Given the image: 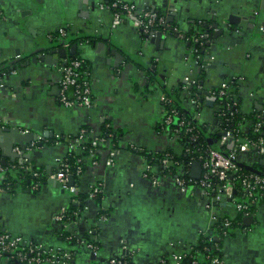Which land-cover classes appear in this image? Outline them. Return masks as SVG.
I'll return each mask as SVG.
<instances>
[{"label": "crops", "instance_id": "obj_1", "mask_svg": "<svg viewBox=\"0 0 264 264\" xmlns=\"http://www.w3.org/2000/svg\"><path fill=\"white\" fill-rule=\"evenodd\" d=\"M113 2L168 13L171 24L187 36L199 27L217 26L221 33L203 53L213 67L204 74L205 94L197 108L198 123L207 131L215 133L217 127L216 108L206 94L223 82L238 80L244 115L264 113V0H0L6 15L0 19V67H9L0 75L2 163L15 161L13 148L28 146L29 136H40L43 142L33 154L34 167L53 172L72 151L80 155L70 143L81 132L92 139L109 126L116 133L115 149L96 151L97 164L88 163L74 183L76 194L50 181L35 193H0V225L27 243L70 253L71 264H110L123 248L130 252L131 264H177L172 257L187 255L219 218L235 220L238 214L224 195L208 199L200 190L181 192L172 177L162 178L158 167L149 164V157L168 150L181 154L176 137L161 128L166 108L160 96L173 93L200 69L186 41L167 36L151 44L140 36L134 21L115 25L114 13L106 8ZM231 16L235 19L230 22ZM60 29L68 34L67 57L79 58L89 68L92 109L58 103L64 57L48 52L60 39L47 36ZM178 96L182 108L194 114V106L182 93ZM256 157L241 154L238 159L252 169ZM147 171L158 176L157 185L144 177ZM96 187L102 189L97 203L90 198ZM77 195L87 197V211L64 229L53 218L59 210L77 206ZM104 212L106 220L100 221ZM250 217L241 220L242 230L223 242L225 264H264V203ZM90 232L99 245L94 257L84 240Z\"/></svg>", "mask_w": 264, "mask_h": 264}, {"label": "built area", "instance_id": "obj_2", "mask_svg": "<svg viewBox=\"0 0 264 264\" xmlns=\"http://www.w3.org/2000/svg\"><path fill=\"white\" fill-rule=\"evenodd\" d=\"M106 8L114 13V24L119 25L125 21H134L137 30L142 38H153L158 33L163 37L175 36L189 44L190 56L195 60L199 69L207 72L212 66L210 60H206L203 55V48L206 47L211 35L210 29H200L192 35H185L176 26L167 21L168 13L152 12L148 9L138 10L134 5L113 2L108 4ZM0 19L5 20L6 15L0 10ZM60 40H66L68 37L67 31L60 29L57 34ZM51 41L55 39L53 34L47 36ZM69 47L66 43L63 48ZM60 81L58 91V103L64 108H79L92 109L95 106L93 96L90 72L87 64L79 58L63 59L59 64ZM1 72L0 75H4ZM238 80L234 79L228 82H223L218 88L209 91L206 94V100L214 103L216 112L223 107L222 102H226L230 97L235 96L234 92L238 94L235 84ZM195 85L193 76L185 78L182 82L181 93L185 96L186 101L197 109L201 105V100L198 96L191 94V88ZM201 89V88H199ZM160 102L166 108V116L161 124V128L171 133L176 137L183 132L188 136V142L194 144L198 141V134L190 121L179 113L174 107L173 100L165 94L160 96ZM231 106L226 107L230 117L225 118L229 122L232 116L230 112ZM218 119L226 117L223 112H218ZM264 113L258 114L257 121L252 126V133H264V124L262 118ZM192 120L198 121V115L195 112ZM175 125V128L170 130V126ZM247 125V122L241 120L236 129L221 130L218 145L220 147L227 146L228 151L220 152L209 147L199 145L193 154L195 159L192 163L197 162L200 165V175L198 179L190 176V169H183L174 162L169 153L164 154L160 160L162 170L159 171V176L172 177L177 188L184 192L188 189L200 190L202 196L208 199H214L217 195H224L229 203L234 207L235 211L242 214V218L250 217L251 208L264 203V176L254 172H243L238 165V157L240 154L249 152L255 153L261 159H264V138L251 139L245 137L240 128ZM106 129H111L105 126ZM4 126L0 123V131ZM22 135H28L29 131L21 130ZM101 134V133H100ZM42 138L34 136V140L22 150L20 147L13 148L16 160L3 164L0 159V193L15 194L23 190L21 182L25 176L29 178L28 190L31 192H38L41 186L50 181L59 184L63 190L70 194L78 192L77 186L74 184L73 175L79 177L84 170L81 160H77L74 166L67 162V160H60L58 162V169L53 172H39L35 169L33 164V154L42 147ZM86 144L90 145L88 160L90 165H96L97 160L93 159L97 150H107L112 152L115 149V144L110 143L109 139L104 137H96L89 139L86 132H81L76 138L71 140V148H78L80 151L86 148ZM71 149V150H72ZM188 153V150L185 151ZM70 155V154H69ZM192 165V164H191ZM173 171H175L173 173ZM72 177L73 184H68V178ZM145 178H149L154 185L159 182L158 176L150 175L149 171L144 174ZM17 181L18 185L12 187V182ZM44 181V183H43ZM238 188V189H237ZM102 195V189L96 187L90 194L91 199ZM75 203L79 205V201L75 197ZM87 211V207L83 208L82 212ZM81 212V213H82ZM80 212H68L67 209L59 210L54 216L53 220L59 223L64 229L79 218ZM105 212L100 216V221L106 220ZM231 222L224 220L218 229L209 235L208 242L214 241L211 247L205 246L202 252H197L194 256L190 255L189 264H225V261L220 256V244L227 238L230 232ZM93 235V232H90ZM206 234V233H205ZM207 236V234L205 235ZM87 248L92 254H96L99 250V245L94 237V242L86 244ZM210 249H212L210 251ZM186 255H174L172 259L177 264H183L182 261ZM0 259L8 263L17 262L18 264H71V254L66 251H52L43 248L42 246L27 243L23 238L17 235L10 234L5 230L3 225H0ZM131 254L127 248H123L122 255L116 260H111L110 264H130Z\"/></svg>", "mask_w": 264, "mask_h": 264}, {"label": "trees", "instance_id": "obj_3", "mask_svg": "<svg viewBox=\"0 0 264 264\" xmlns=\"http://www.w3.org/2000/svg\"><path fill=\"white\" fill-rule=\"evenodd\" d=\"M200 29H205L202 28V27H199L198 30ZM54 37L57 36L56 34H53ZM206 49V47L203 48V51ZM201 56L203 55L200 54ZM69 58H76V57H69ZM9 70V67H0V73L1 72H6ZM204 74L205 72L200 70L197 74V76H195V85L192 86L191 88V94L192 95H196L199 97V99L203 100L204 98V94H205V89L203 88L204 87V84H203V77H204ZM181 88H182V84L179 86V88L177 90H175L173 93H166L165 92V95L169 98H171L173 100V105L174 107L179 111L180 114H182L186 120L190 121L191 124L193 125V127L195 128V132H197L199 138H198V141L197 143H190L188 142V136H186L183 132L179 133L177 136H176V141L177 143L181 146L182 148V151H181V154L180 155H175L173 153L172 150H168L166 153H169V155L171 156L172 160L174 162H176L179 167H182L183 169H190V166L192 164V159L194 158L195 159V154H193L192 152H194L196 150L199 145H202L203 147H209V148H212L214 150H218L220 152H224V151H228V148L227 146H224V147H220L218 145V141H219V133L221 130H232V129H236L238 128L237 127V124L241 121V120H244L247 122V125L240 128V130L243 132V135L245 137H248V138H251V139H257V138H264V133L263 132H260L258 134H253L252 133V126L253 124H255L257 121H259V119H257V115L258 114H261V113H258V112H255V113H252L250 115H244L241 110H240V98H239V95L237 94V92L235 91L234 92V95L233 97H230V99L228 101H224L222 102L223 103V107L219 110V111H215V120H216V127H217V130L215 131V133H210V131L208 130L207 131V128L203 127L202 125H199L198 121H194L192 120V116H193V113H190L188 112L186 109L182 108V106L180 105V102L178 101L179 99V96L180 93H181ZM201 88V89H199ZM186 100V99H185ZM227 106H231L230 108V112H232V116L231 118L229 119V122L225 121V118H229L230 115H229V112L226 111V107ZM195 109V108H194ZM195 112H199L198 109H195ZM218 112H223L226 114V117L222 118V119H218L216 116H217V113ZM262 122L264 124V117L262 118ZM175 128V125H171L170 126V130ZM171 136L172 134L169 133ZM100 137H104L106 139H109L110 140V143H113L115 144V140H116V133L114 131H112L111 129H106L105 126L102 127L101 129V134L99 135ZM86 148L83 149L80 153V155H75L74 151H72L70 153V155H68V157L65 159L67 160V162L72 166H74V164L77 162V160H81V164L84 166V168L87 166V164L89 162L85 161V159L87 157H89V149L91 148L89 144H86L85 145ZM188 150V153H186L185 151ZM105 151V149H104ZM107 151V150H106ZM164 154H158L156 156H153V158H148V162L149 164L152 166H157L158 167V170L161 171L162 168H161V165H160V160L164 157ZM247 155H250V156H253V153L252 152H249V153H246ZM241 156V154L239 155V157ZM95 160L98 161L99 157L98 155L95 153L94 156H93ZM238 165L239 167L241 168V170L243 172H254V173H258V174H261L264 176V173L262 172V166H260L259 162H255L254 165H253V170L248 168L247 166L245 165H242L240 164L241 161L238 159ZM37 171L39 172H42V170H39L37 168H35ZM151 170V169H150ZM260 170V171H259ZM150 172V171H149ZM175 171H173L174 173ZM73 178H74V183H77V178L76 176L73 175ZM44 183V181H43ZM14 185H18V182L17 181H14L12 182V187H15ZM21 185H22V188L23 190H27L28 187H29V178L28 176H25L24 177V180L21 182ZM238 189V188H237ZM102 195H99L97 196L94 201L95 203L98 202V200L101 198ZM76 199L79 201V205L78 206H71L70 208H68V212L72 213V212H80L79 216L81 215V212L83 211V208L84 207H87L86 206V200H87V197L86 196H82V195H77L76 196ZM256 207V206H255ZM251 208L250 210V213L252 215L253 211H254V208ZM238 217L234 220L230 217H221L219 218L216 223L212 226V228L206 232L207 236H205L206 234H203L200 236V239H199V242L197 244V246H195L185 257V259L182 261L183 264H189L190 262V257L191 256H194V254L197 252H202V249L203 247L205 246H208V247H211L213 244H214V241L212 242H208V238H209V235L212 234V232L215 230L218 229V227L220 226V224L224 221V220H229L231 222V226H230V232H229V236L231 235L232 232L236 231V230H239V229H242V225H241V220H242V214L238 213ZM63 240H66L65 239V235H63ZM85 242L86 243H89V242H94V237L92 234H90L88 237H86L85 239ZM69 245H74V241H67ZM98 244V243H97ZM220 248H221V244H220ZM212 249H210L211 251ZM190 255V257H188ZM220 256L222 257V254H221V249H220Z\"/></svg>", "mask_w": 264, "mask_h": 264}, {"label": "water", "instance_id": "obj_4", "mask_svg": "<svg viewBox=\"0 0 264 264\" xmlns=\"http://www.w3.org/2000/svg\"><path fill=\"white\" fill-rule=\"evenodd\" d=\"M215 14H216V12H215ZM167 21L169 22V23H172L173 22V19L172 18H167ZM206 28H207V26H206ZM216 28H217V26L215 25V24H213L212 25V27H211V29L213 30V32L211 33V35H210V38H209V40H208V43H207V45H206V47H208L209 46V43L211 42V40H213V38L217 35V34H220L221 32H218L217 30H216ZM215 30V31H214ZM167 37H163V36H161V34H157L156 36H154L153 38H143V40H146V42H148V43H151V44H157V43H159V42H161V41H164L165 39H166ZM66 43H68L67 42V40H60V41H58V44L55 46V47H52L51 48V50L50 51H48L49 53H52V54H60V55H62V57H64L63 59H65L66 57H67V55H66V51H65V49L63 48V46L66 44ZM189 45V44H188ZM76 53V46H72L71 47V49H70V54L71 55H73V54H75ZM213 67V65L211 66V68ZM210 68V69H211ZM153 73V72H152ZM150 79V77H147V80H149ZM154 79H156L155 77H154ZM1 91L3 92L4 90H3V88L1 89ZM206 104H208V105H212V103H209V102H207ZM219 136H221L220 134H219ZM30 138H31V141H33L34 140V136H29ZM26 147L27 146H20V148L22 149V150H25L26 149ZM256 162H259V164H260V166H262V172L264 173V159H261L259 156H257L256 157ZM199 175H200V165H199V163H197V162H194V163H192V165H191V174H190V176L192 177V178H194V179H198L199 178ZM68 184L69 185H72L73 184V179H72V177H69L68 178ZM252 218L251 217H246V218H243L242 219V221L244 222V221H250ZM95 256V254H91V257H94ZM4 264H10V263H8V262H4ZM17 264V263H16Z\"/></svg>", "mask_w": 264, "mask_h": 264}, {"label": "flooded vegetation", "instance_id": "obj_5", "mask_svg": "<svg viewBox=\"0 0 264 264\" xmlns=\"http://www.w3.org/2000/svg\"><path fill=\"white\" fill-rule=\"evenodd\" d=\"M235 19V17H230L229 19H228V21H233ZM206 28V27H205ZM207 29H210V31H211V33L213 32V30L211 29V28H209L208 26H207ZM205 51V50H204ZM28 190V189H27ZM34 193V192H33ZM239 230H242V229H239ZM233 233V232H232ZM229 237V235L227 236V238ZM226 238V239H227ZM226 239H224L223 241H222V243H221V246H222V244H223V242L226 240ZM1 260V262H2V264H4V262H6V261H4L3 259H0ZM17 262H12V263H10V264H16ZM18 264V263H17ZM131 264V263H130Z\"/></svg>", "mask_w": 264, "mask_h": 264}, {"label": "rangeland", "instance_id": "obj_6", "mask_svg": "<svg viewBox=\"0 0 264 264\" xmlns=\"http://www.w3.org/2000/svg\"><path fill=\"white\" fill-rule=\"evenodd\" d=\"M240 164L245 165L244 163H240Z\"/></svg>", "mask_w": 264, "mask_h": 264}]
</instances>
